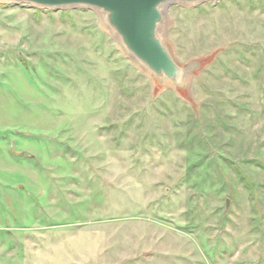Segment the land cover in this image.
Segmentation results:
<instances>
[{"label": "rangeland", "instance_id": "374dc122", "mask_svg": "<svg viewBox=\"0 0 264 264\" xmlns=\"http://www.w3.org/2000/svg\"><path fill=\"white\" fill-rule=\"evenodd\" d=\"M161 38L182 88L98 11L0 2V264H264V0Z\"/></svg>", "mask_w": 264, "mask_h": 264}, {"label": "water", "instance_id": "95a60500", "mask_svg": "<svg viewBox=\"0 0 264 264\" xmlns=\"http://www.w3.org/2000/svg\"><path fill=\"white\" fill-rule=\"evenodd\" d=\"M209 0H0L26 3L39 8L61 10L84 7L102 14L109 32L127 55L158 83L182 88L195 64L180 67L161 38L166 9L171 4L197 5ZM226 200L225 207L228 208Z\"/></svg>", "mask_w": 264, "mask_h": 264}]
</instances>
